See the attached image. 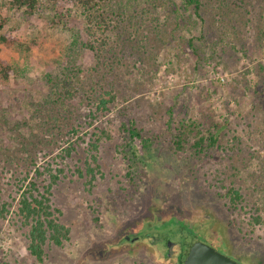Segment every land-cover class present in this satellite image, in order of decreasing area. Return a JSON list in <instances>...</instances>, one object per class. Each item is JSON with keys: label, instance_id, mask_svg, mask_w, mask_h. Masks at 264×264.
I'll return each instance as SVG.
<instances>
[{"label": "rangeland", "instance_id": "obj_1", "mask_svg": "<svg viewBox=\"0 0 264 264\" xmlns=\"http://www.w3.org/2000/svg\"><path fill=\"white\" fill-rule=\"evenodd\" d=\"M254 1L234 10L237 28L229 25L227 29L238 49L231 48L216 29L205 42H198L197 54L188 39L200 36L203 23L195 17V26L183 24L171 35L174 23L159 8L156 15L161 25H168L166 35L155 38L147 30L114 31L112 43L119 39L122 48L112 54L107 44L99 57L84 45L94 36L88 34L83 10L73 1L48 5L38 0L41 8L28 13L26 6L18 7L14 0H0V60L11 68L5 78L0 67V202L17 197L21 184L29 181H22L27 171L24 162L34 146L30 145V153L24 150L17 134L27 138L42 110H48L55 97L53 83L77 72L78 96L92 94L89 88L98 85L113 86L117 96L110 111L87 119L92 123L83 118L90 104L77 98L68 114L75 117L62 128L69 132L65 138L48 133L39 143L32 136L38 148L36 166H29L31 174L50 162L53 168L65 169L53 186V202L63 211L61 220L71 227V239L63 247L47 246V256L39 261L28 250L27 229L11 212L6 219L0 218V260L8 264L166 262L161 242L155 243L154 250L143 247V242L121 243L125 233L132 236L137 228L150 232L151 244L153 235L176 242L196 235L228 257L233 258L222 247L246 263L264 264V109L253 104L259 80L255 66L264 62V46L256 36L264 0ZM2 36L14 45L7 46ZM135 39L144 43L139 49ZM242 44L251 48L249 54L240 50ZM215 47L219 52L211 55ZM128 118H135L155 141L149 148H140L141 160L132 176L119 149L120 126ZM191 121L213 131L219 126L221 147L199 154L191 148L192 139L182 150L171 147L169 131L177 135L181 123ZM74 127L77 131L72 133ZM101 130L111 138L100 141L96 162L100 172L88 190L87 177L77 169L84 162L83 150L90 148L94 133ZM78 138L83 145L80 153L67 156L63 147ZM47 176L46 172L40 182H48ZM231 185L244 194L242 205L231 206L227 194ZM256 208L262 214L260 223L252 220ZM158 214L165 223L156 226ZM193 221L205 225L208 239L221 247L204 239Z\"/></svg>", "mask_w": 264, "mask_h": 264}, {"label": "trees", "instance_id": "obj_2", "mask_svg": "<svg viewBox=\"0 0 264 264\" xmlns=\"http://www.w3.org/2000/svg\"><path fill=\"white\" fill-rule=\"evenodd\" d=\"M46 1L48 5H56L59 2V0ZM71 1L82 8L85 20L89 25L87 32L90 36H94L93 38L86 39L84 45H87L86 47L94 53H97L99 57H101L102 52L105 50L104 47L107 44H109L112 54H116L122 48L119 39L112 43L110 34L114 31L132 30L135 33L137 31L143 33L147 30L154 34L155 38H159L161 34L166 35L168 32L165 31H167L168 25H161L159 23V17L156 15L159 8L164 9L167 17L171 18L174 23V29L169 30L171 35L173 34L175 36L177 27L180 28L183 24L187 26L190 23L195 26L198 20L203 23L200 36L198 38L193 37L188 39V45L197 54L201 51L198 42H205L208 39V34L210 35L216 29L220 30L223 38L228 39L231 48L238 49L237 43L229 40L232 36H228L227 29H229V25L237 28V23L235 22V11L237 7L243 8L246 5H253L255 3L254 0L250 2L251 4H248L249 0H146L144 3H141L140 0ZM13 3L18 7L26 6L28 13H32L41 8L38 0H14ZM250 12L251 10L248 9L246 14H250ZM208 18L212 19L211 22H209ZM259 18L261 19V26L258 32H256V36L258 42L263 47L264 17ZM249 20L247 19V21ZM225 23H228V25ZM224 24L226 26H223ZM142 28H144L143 31ZM98 33H100L99 37L97 35ZM1 39L7 46L14 45V42L6 36H2ZM143 44L138 41L136 42V47L139 49ZM250 49L244 44L240 46V50L245 54H249ZM212 51L211 55H217L219 52L216 47ZM113 63L114 61L112 60L111 65ZM0 67H2V75L7 78L11 68L7 64L4 65L2 60H0ZM255 68L259 80L253 90L255 92L253 104L264 109V62L262 60L259 61ZM76 73H73L71 76H65L61 79L62 82L58 84L56 82L53 83L52 87L55 97L50 98L48 110H42L44 114L41 115L40 121L34 124L35 128L31 130L29 136L26 138L23 134H17L18 139L23 144L24 150L29 152L32 150L30 145L34 146V151L29 152L30 155L24 162V164H27L25 168L27 171L22 181L28 179L29 181L21 184L23 187L20 186L17 197H12L11 201L6 200L0 202V218L6 219L11 212L16 214L20 226L27 229L25 235L28 240V250L39 261H43L47 256V246L56 245L63 247L67 241H70L71 227L61 220L63 211L53 202V186L58 183L60 174L65 169L59 166L53 168L50 162L48 166H42L44 170L41 169L42 167L37 166L34 169V174H31L33 169H30L29 166H36L35 162L37 157L34 156V152L38 148L37 143L31 140V138L32 136L39 138L40 143L47 138L48 133L56 136L61 134L63 138L69 135L66 134L69 132L66 130L63 131L62 128L66 122L75 117V115L70 117L68 114L71 113V108L77 105L75 100L79 97H81V101H84L83 98H85L86 103L88 102L90 104L89 112H86L83 116L88 123H92V121L87 119L93 118L95 113L110 111L111 105L117 99L114 87L105 88L103 85L90 87L89 91L92 94L87 96L82 94L83 98L81 95L78 96V88L75 85ZM262 123H264V119ZM201 127L202 123L200 121L182 122L179 127V134L176 135L172 130L169 131V143L171 147L176 151L182 150L185 148L186 143L190 141L189 139L194 140L191 148L199 154L207 152L215 146L221 147V144H219V126L214 131L211 127ZM120 130L123 139L119 149L127 163V174L132 176V173H135L139 167L141 160L139 156L140 148H149L155 141L138 127L135 118L124 120L121 123ZM70 131L75 133L77 129L74 127ZM94 135L96 136L91 141L90 148L83 150V155H85L83 165L77 169L82 176L85 174L87 177L86 184L89 185L88 190L94 185L93 181L97 177L98 172H100L99 166L96 163L98 161L97 152L100 141L103 137L111 138V135L106 130H101L100 133L95 132ZM70 140L71 142L63 147L67 152V156L71 155L72 152L80 153V149L83 146L82 139ZM46 172L48 176L45 179L48 182L41 183L40 181ZM227 194L230 197L231 206L242 205L246 200L241 189L235 185H231L228 188ZM15 204L16 207L12 209ZM261 218L262 214L259 209L256 213L252 214L254 223H260L262 221ZM0 264L8 263L5 260H0Z\"/></svg>", "mask_w": 264, "mask_h": 264}, {"label": "flooded vegetation", "instance_id": "obj_3", "mask_svg": "<svg viewBox=\"0 0 264 264\" xmlns=\"http://www.w3.org/2000/svg\"><path fill=\"white\" fill-rule=\"evenodd\" d=\"M153 222H149V225L152 224ZM162 223H165L164 221H161V218H160V215L158 214L156 216V218H154V224H156V226L158 225H162ZM193 226L196 228V230L200 231L203 235H204V239H208L209 237L206 236V231H207V228L205 225L203 224H196L195 221H193ZM153 225V224H152ZM150 225V226H152ZM149 228L148 226L145 227V229ZM137 232H135L134 235H129V233H125L121 238V243L124 242V241H132V242H143V247H146L147 246H151L154 249L155 248V243L157 242H161L163 245H162V248L165 249L164 251V254H165V258H166V262L165 261H162L161 264H182V255L186 249V244H187V241L188 239H184L183 242H176L174 241L175 243L173 244L172 246V249L169 247V244H168V240L166 241H163V239L159 236H155L153 235L152 238H151V241H152V244L147 241L149 240V238L151 237V234L149 231L147 232H143L142 230L140 232H138V229L137 228H134ZM192 235V234H191ZM193 236H196V235H193ZM197 237V236H196ZM216 239H220L219 236H215ZM201 241L205 242L204 240H202V238H199ZM209 240V239H208ZM217 245H219L216 240H209ZM207 243V242H205ZM209 244V243H208ZM211 245V244H209ZM212 246V245H211ZM220 246V245H219ZM214 247V246H213ZM221 247V246H220ZM215 248V247H214ZM227 253H229L233 258L231 257H228L226 254L218 251L216 248V250L222 254H224L225 256H227L228 258L232 259L234 262H236L237 264H241L240 263V260H242L239 256H236L233 254L232 251H230L228 248H224L222 247ZM243 261V260H242ZM244 263H246L245 261H243ZM246 264H249V263H246Z\"/></svg>", "mask_w": 264, "mask_h": 264}, {"label": "water", "instance_id": "obj_4", "mask_svg": "<svg viewBox=\"0 0 264 264\" xmlns=\"http://www.w3.org/2000/svg\"><path fill=\"white\" fill-rule=\"evenodd\" d=\"M174 243L172 239L168 241L171 249ZM181 260L182 264H237L196 236L188 239Z\"/></svg>", "mask_w": 264, "mask_h": 264}]
</instances>
